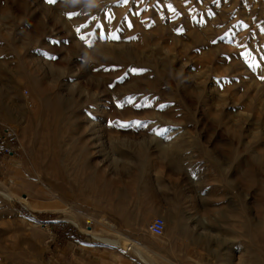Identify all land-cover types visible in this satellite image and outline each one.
<instances>
[{"label": "rangeland", "instance_id": "obj_1", "mask_svg": "<svg viewBox=\"0 0 264 264\" xmlns=\"http://www.w3.org/2000/svg\"><path fill=\"white\" fill-rule=\"evenodd\" d=\"M0 264H264V0H0Z\"/></svg>", "mask_w": 264, "mask_h": 264}, {"label": "built area", "instance_id": "obj_2", "mask_svg": "<svg viewBox=\"0 0 264 264\" xmlns=\"http://www.w3.org/2000/svg\"><path fill=\"white\" fill-rule=\"evenodd\" d=\"M165 229V220L161 217H156L148 227L149 232L155 236L159 237L163 234Z\"/></svg>", "mask_w": 264, "mask_h": 264}, {"label": "crops", "instance_id": "obj_3", "mask_svg": "<svg viewBox=\"0 0 264 264\" xmlns=\"http://www.w3.org/2000/svg\"><path fill=\"white\" fill-rule=\"evenodd\" d=\"M165 197H168V196H165ZM169 198H171V196L169 197ZM228 214V213H227ZM227 233L229 232V219L227 218ZM228 237V236H227ZM229 243H227V247L229 246L228 245Z\"/></svg>", "mask_w": 264, "mask_h": 264}, {"label": "bare ground", "instance_id": "obj_4", "mask_svg": "<svg viewBox=\"0 0 264 264\" xmlns=\"http://www.w3.org/2000/svg\"><path fill=\"white\" fill-rule=\"evenodd\" d=\"M5 95V94H4ZM167 222H169V225L171 224V227H174V224H175V221H170V220H167ZM136 254V253H135ZM139 255V254H138ZM141 257V256H140Z\"/></svg>", "mask_w": 264, "mask_h": 264}, {"label": "snow or ice", "instance_id": "obj_5", "mask_svg": "<svg viewBox=\"0 0 264 264\" xmlns=\"http://www.w3.org/2000/svg\"><path fill=\"white\" fill-rule=\"evenodd\" d=\"M48 2H49V3H54V2H55V0H48Z\"/></svg>", "mask_w": 264, "mask_h": 264}, {"label": "trees", "instance_id": "obj_6", "mask_svg": "<svg viewBox=\"0 0 264 264\" xmlns=\"http://www.w3.org/2000/svg\"><path fill=\"white\" fill-rule=\"evenodd\" d=\"M41 218H43V216L42 215H38V219H41Z\"/></svg>", "mask_w": 264, "mask_h": 264}]
</instances>
